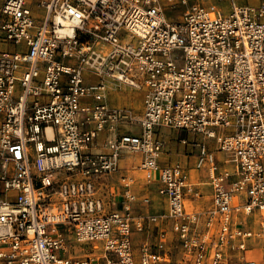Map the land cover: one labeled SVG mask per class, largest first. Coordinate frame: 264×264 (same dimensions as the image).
Segmentation results:
<instances>
[{"label": "built area", "instance_id": "obj_1", "mask_svg": "<svg viewBox=\"0 0 264 264\" xmlns=\"http://www.w3.org/2000/svg\"><path fill=\"white\" fill-rule=\"evenodd\" d=\"M230 2L224 15L189 0H0V264H264L251 249L264 244V0ZM124 87L142 91L140 113L108 103ZM160 128L200 137L179 142L208 174L206 209L187 208L201 194L184 166L161 164ZM125 152L166 212L135 213L151 199L129 175L106 208L97 181ZM165 221L180 250L164 229L136 247Z\"/></svg>", "mask_w": 264, "mask_h": 264}, {"label": "crops", "instance_id": "obj_2", "mask_svg": "<svg viewBox=\"0 0 264 264\" xmlns=\"http://www.w3.org/2000/svg\"><path fill=\"white\" fill-rule=\"evenodd\" d=\"M107 101L112 106H130L134 108L138 113L142 110L143 104V93L139 89L124 87L122 90L110 91L108 93ZM129 130V129H128ZM127 130V131H128ZM138 128L133 127L130 131H137ZM125 131V128L123 129ZM179 132L172 130L170 128H160L158 134L164 142L163 155L160 159L162 165L170 164L174 162H180L187 174L189 175V180L195 185V189L201 194L200 198H193L192 195L186 196L187 208L194 211H202L209 207L212 203L211 194L212 188L209 184V178L206 170H197L195 168L197 149L195 147L184 146L179 142L181 137ZM109 134L107 132H102L99 134L95 146L92 148L94 152L104 151L103 145L107 140ZM189 140H200L199 136H194L192 134H186ZM211 146H213L212 141H210ZM219 156V155H217ZM221 157V156H220ZM141 161L140 155L137 153L125 152L122 154L120 159V170L118 173L113 175H107L97 181V188L99 189L100 196L103 198V203L112 205L113 209L120 208L121 201V188L119 185L120 175L133 176L135 180L134 190L140 196H149L151 199V204L149 206H143L140 202L134 204L135 213H163L167 211V201L164 197L160 196L157 192L158 184L153 183L150 185L144 184V179L142 174L137 170V166ZM118 202L115 207L114 203ZM108 209V208H107ZM170 221L163 222L158 228L153 227L152 229L146 231L141 235L137 236L135 244L136 247L143 241H147L150 244L155 242L158 231L161 229L167 230L168 232V247L171 252H177L180 250L178 241L175 235L171 232ZM180 256V253L174 254L172 259L176 261Z\"/></svg>", "mask_w": 264, "mask_h": 264}, {"label": "rangeland", "instance_id": "obj_3", "mask_svg": "<svg viewBox=\"0 0 264 264\" xmlns=\"http://www.w3.org/2000/svg\"><path fill=\"white\" fill-rule=\"evenodd\" d=\"M238 5L242 4H253L257 3L260 0H235ZM190 3L200 2L206 7H210L214 12L218 8H221V11L224 15L231 12V2L230 0H189ZM184 12V7L180 4H175L174 6L169 3H164V14L168 21L170 22H178L182 18V14ZM36 15H38L39 18H42L43 12L34 11ZM181 137L185 136L184 132L178 133ZM218 157L222 156L221 154ZM75 247L80 251L83 249L89 250V247L86 245H75ZM252 252L259 256L261 260H264V244L262 242H254V244L251 246Z\"/></svg>", "mask_w": 264, "mask_h": 264}]
</instances>
